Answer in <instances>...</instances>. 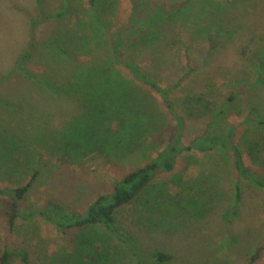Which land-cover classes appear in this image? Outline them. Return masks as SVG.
<instances>
[{"label": "rangeland", "instance_id": "1", "mask_svg": "<svg viewBox=\"0 0 264 264\" xmlns=\"http://www.w3.org/2000/svg\"><path fill=\"white\" fill-rule=\"evenodd\" d=\"M180 1L104 0L103 17L110 28L107 39L111 41L110 30L115 33L121 28V48L147 74L170 88L174 107L185 118L186 141L207 128L213 134L235 129L246 163L261 173L264 150L258 152L255 145L264 139V72L258 65L259 61L264 64V0H236L235 10L227 7L232 0H202L207 6H224L226 30L209 21L204 31L191 34L186 24L176 20L165 30L166 45H159L158 40L151 49L140 43L134 45L131 28L138 26L139 19L151 9H166ZM194 1V6L199 7L201 0ZM87 2L41 0L39 4L37 0H0V133L12 132L13 138L17 136L13 142L23 143L14 151L10 148L11 161L6 167L3 163L7 158H3L0 144V186H22L34 175L21 202L22 211L39 212L51 205L62 212H82L97 195L111 192L114 182L129 170L144 166L174 135V122L160 107L157 96L144 92L140 86L144 100L151 103L152 113L158 115L156 129L141 132L135 141L141 140L126 147L118 135L100 134L107 133L104 130L108 128L115 133L120 124L107 118L96 126L91 118H97L96 110L110 106V97L97 101L86 89L79 91V82H89L80 76L89 73L93 63L89 47L74 43L75 57L70 62L63 59L71 57V49L67 46L65 52H58L55 44L61 32L70 31L74 36L77 32L88 33L90 28L84 24L92 22L93 16ZM134 10L135 18L130 21ZM184 45L188 46L186 50ZM99 51L111 57L108 44L103 43ZM56 62L62 68L56 75L61 77H55L57 80L48 86L44 82L54 78L52 69L54 64L57 67ZM79 66L85 71H78ZM186 66L192 68L189 74ZM196 96L201 105L193 108L188 99ZM130 109L131 105L122 108L125 112ZM80 125L102 132L90 142L91 149L82 148L79 156L70 157L65 153L71 150L60 149L64 148L62 143L69 136V129ZM55 138L59 139L60 147H56L60 149L51 150L56 148ZM31 139L39 143L30 141L27 148L32 152L26 156L23 149ZM156 180L166 183L172 196L176 190L184 191L186 196L178 202L181 214L172 220L174 229L180 225L183 230L166 236L148 232L133 219L136 203L118 212V225L131 230L137 240L143 255L141 264H264V188L236 181L227 154L217 150L208 155L184 153L171 175ZM180 182L189 183L192 197H187ZM3 200L0 258L7 244L8 264H24L19 248L26 251L29 264H51L53 257L63 252L70 255L74 264H109V260L97 256L99 247H105L113 258L116 256L113 264L135 263L131 255L108 238L104 229L95 228L93 236L88 235L86 241H92H87L81 254L74 248L77 229L59 234L40 215L31 221H16L10 231V205ZM198 201L203 204L199 206ZM158 251L171 255V259L164 263L153 260L152 255ZM257 254L259 257L251 261Z\"/></svg>", "mask_w": 264, "mask_h": 264}, {"label": "trees", "instance_id": "2", "mask_svg": "<svg viewBox=\"0 0 264 264\" xmlns=\"http://www.w3.org/2000/svg\"><path fill=\"white\" fill-rule=\"evenodd\" d=\"M37 1L40 4L41 0ZM199 1L197 0L196 2ZM235 2L236 0L228 2L229 6L227 7L230 10L238 9ZM194 4H197L194 0H181L178 4L171 5L166 9L149 10L147 14L139 19L138 26L131 28V31L133 30L131 33L134 36V45H145V47H150L151 49L154 45H157V40L159 45H166L168 36L165 30L169 29L170 25L172 27L176 20H181L183 25L186 24L191 34H199L204 31L209 21L219 29L226 30L228 28V25L226 26L227 15L225 14L223 16L225 12L223 10L225 9L224 6H220L221 4L219 3H212L207 6L202 0L198 3L199 7L194 6ZM87 5H89V10H92L93 16L92 22L85 23L86 25L84 24V26L90 28L88 33L87 31H85V34L83 32H77L74 36L70 31L61 32L58 35L56 32L58 42L55 44L58 52H65L68 47L71 49L69 52L71 57L69 59H63L70 62L75 57L72 50L74 43L77 46L89 47L91 54L90 62L93 63L89 65V73L85 72L80 75L85 79L87 78L89 82L86 80L88 85L87 82H79V91H82L83 88L86 89V93L94 96V99H97V101L105 97H110V106L101 111L96 110L98 112L97 118H91V120H94L96 126L105 120L107 121V118L116 120L120 125L117 127L118 131L115 133L110 128L104 130L107 133H103L102 130H98L97 128L92 132V129L90 131L84 129L83 125L73 126L69 129V136H66L62 143L64 148H59V139L55 138V147L57 145L59 147L52 148L51 150H58V148L64 152L71 150L70 153L65 154L70 157H75L76 154L79 156L82 148L86 147V149H91L90 142L94 141L95 137H98L99 132H102L100 134H103V137H106V135H118L123 140L125 147L130 142L138 143L141 139L135 140L140 138V135H142L141 132L145 134L147 131L152 130L151 128L155 130V123L157 119L159 120L158 115L155 116L157 113H152L151 103L144 100L141 88L145 89L144 92H150L157 96L160 107L173 120L175 129L172 140L164 148L156 150L155 155L151 156L144 166L129 170L121 179L116 180L111 192L97 195L82 212L74 210L62 212L56 210L51 205H47L44 210L39 212L22 211L21 202L24 200L26 192L32 185L31 181L34 175L31 181L29 180V182L22 186H0V200H6L7 202L3 201L10 205V216L7 217V229L10 231L13 230L16 221H31L37 215H40L59 234L65 235L67 234V230L77 229L79 234L76 235L74 248L81 254L85 249L87 241H92L91 239L86 241V239L89 236H93L95 228L104 229L110 240L115 241L133 257L135 260L134 264H141L143 255L138 247L137 240L131 230L118 225V221L116 220L118 212L136 203L135 205L138 209L134 211L133 219L143 229L165 236L180 233L183 230V226L178 225L174 229L172 220L181 214V207H179L180 204L178 202L185 193L182 190H176L172 196L167 192V184L156 179L171 175L176 170L184 153L196 151L208 155L215 150L224 152L230 158L232 174L236 181L244 180L262 188H264V170L260 169L261 173H258L246 163L244 154L235 139V129H229L224 134H213L207 128L198 137L186 141L185 118L177 113L170 96V88L167 85H162L157 78H153L147 74L140 63L134 60L132 55L126 54L121 48V28L120 30L117 29L115 33L110 30L111 41H108L107 31L110 28H108L107 20L103 17V13L106 11L104 8L106 6L104 0H88ZM134 13L135 10L131 14L130 21L135 18ZM168 21L170 24L167 23ZM103 43L109 45L111 57L100 54L99 49ZM138 43L140 44L138 45ZM159 45L157 48H161ZM187 47V45H184L183 49L186 50ZM45 55L46 58H50L46 52ZM56 64L57 67L54 64V68L52 69L54 78L48 80V83L44 82L48 86H51L49 82L57 80L55 77H61L57 76L56 73L62 72V68L58 66V62ZM258 65L260 71L264 72V64L259 61ZM186 67L188 71L186 74H189L192 68ZM76 69L78 71H85V67L82 68V66ZM72 77H75V75ZM179 79L180 77L177 80ZM91 81L93 83H90ZM188 100L193 108L201 105V100L197 96L194 99ZM125 105H131V109L126 112L123 111L122 108ZM152 124L154 126H151ZM12 135L15 134L9 131H5L4 135L0 133V144H2L1 153L3 158H7V161L3 163V167H6V163L11 161V149L14 151L17 147L23 145V143H15L17 136L15 139ZM51 137L53 138L54 136ZM128 138L131 140H126ZM14 140L15 142H13ZM30 141L39 143L35 139L28 140L26 147L23 149L26 156L32 152V150L27 148ZM108 142L109 140L106 138V143L108 144ZM255 146L259 148L258 152L264 150V139L262 141L259 140ZM0 166L2 165L0 164ZM180 183L185 188L187 197H192L193 193L190 192L191 187L189 183ZM197 204L201 206L203 201H198ZM193 218L196 217L193 216ZM90 229L92 233L89 232ZM3 247L4 249L0 258L1 264H8L10 256L9 247L7 244ZM98 249L97 256L109 260V264L115 263L116 256L113 258V254L106 252L105 247H99ZM19 252L22 255L23 263L29 264L26 251L19 248ZM171 257V255L163 253L162 251L155 252L152 255V259L159 263H164L170 260ZM258 257L259 254L252 257L251 261ZM181 258L188 261V257L185 255H182ZM52 260L53 262L51 264H74L71 263L70 255L65 252L60 255L56 254Z\"/></svg>", "mask_w": 264, "mask_h": 264}]
</instances>
